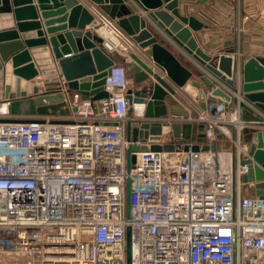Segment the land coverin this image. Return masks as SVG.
<instances>
[{"label": "built area", "instance_id": "obj_1", "mask_svg": "<svg viewBox=\"0 0 264 264\" xmlns=\"http://www.w3.org/2000/svg\"><path fill=\"white\" fill-rule=\"evenodd\" d=\"M92 12L104 49L133 61L132 37L99 7ZM242 64L234 69L232 100L217 103L215 114L213 103L202 108L196 98L194 116L184 103L186 116H146L147 100L133 101L129 115L124 62L112 65L104 84L108 96L99 99L68 91L57 68L60 84L51 90L64 94L67 114L15 116L10 101L1 100L0 264H264V197L247 193L242 179L249 149L243 130L264 129V122L242 118L243 107L258 109L242 96ZM135 120L204 123L209 141L218 129L231 142L232 167L225 168V152L147 148L132 153L128 169L127 124ZM173 142L170 129L161 144Z\"/></svg>", "mask_w": 264, "mask_h": 264}, {"label": "water", "instance_id": "obj_2", "mask_svg": "<svg viewBox=\"0 0 264 264\" xmlns=\"http://www.w3.org/2000/svg\"><path fill=\"white\" fill-rule=\"evenodd\" d=\"M89 1L96 3L116 20L144 49L145 55L133 53V61L127 62V75L137 85L127 90L129 115L134 111L133 101L144 100H147L146 116L167 115V97L175 94L177 88H184L190 93L196 89L198 98L202 99V108L208 107L207 99L215 101L210 107L211 114L216 113L217 103L229 105L232 95L209 75L211 73L225 84L234 86V57L230 54L234 50L215 57L205 52L193 34V31L202 28L203 23L194 16L182 15L178 9L179 0L136 1L147 11L148 19L202 66L205 73L200 76V81H189L194 72L163 44V40H159L152 26H148V19L134 12L126 0ZM98 23L95 14L80 0H0V101H10L8 109L12 115L69 112L64 94L51 90L60 84L58 67L67 80L68 91H80L84 98L108 96L104 87L106 76L112 65L124 62L125 58L119 53L109 54L104 49L102 37L95 31ZM153 62L166 71L171 83L154 73ZM152 75L157 82L151 80ZM37 76L41 78V85L34 82ZM241 92L243 98L264 113V56H252L243 62ZM242 118L256 124L264 122L263 116L255 114L248 107L242 108ZM170 129L174 142L161 144L162 135ZM215 133L216 138L209 141L204 133V123L174 122L162 125L130 121L127 124V138L132 144L127 149L128 169L134 158L132 153L147 148L166 152L181 149L186 152H217V140H223L225 136L218 129H215ZM243 139L249 145L243 159V163L248 165L243 182L252 183L255 194L264 197V129L245 127ZM183 140L190 141L192 145L179 147ZM148 143H152L150 147ZM127 184L129 207V180ZM127 256L130 263V229L127 232Z\"/></svg>", "mask_w": 264, "mask_h": 264}, {"label": "crops", "instance_id": "obj_3", "mask_svg": "<svg viewBox=\"0 0 264 264\" xmlns=\"http://www.w3.org/2000/svg\"><path fill=\"white\" fill-rule=\"evenodd\" d=\"M80 1L87 4L91 11L92 6L98 7V5L93 1ZM126 1L129 6L133 8L134 12H138L146 18L148 17L147 11L139 2L136 0ZM34 4L37 3L34 1ZM178 9L182 15L194 16L203 23L202 28L193 31V34L195 35L199 46L203 48L205 52L215 57L228 52L230 49L234 50L230 53L234 57V69L237 63H243L249 57L258 55L264 56V0H179ZM147 22L148 26H152L151 28L153 31L158 34L159 40H163V44L167 46L186 67L194 72L193 77L189 81H200V76L205 73L202 66L193 60L162 30H160L152 20L148 19ZM135 44L136 48L133 49V53H143L145 55L144 49L139 47L137 43ZM147 59L152 61L150 56H147ZM164 72L166 73L165 70ZM209 76L215 80L220 87L224 88L229 93H231L235 86L225 84L211 73ZM34 82L39 85L42 84L38 77H36ZM180 93H182V95H186L189 105L195 109V113L197 114L199 112V108L192 103L191 100L196 103L198 91L193 89L192 93H190L184 88L178 90V93L175 96L169 95L167 97L166 101L168 104L169 114H178L182 116L188 114L187 110L184 112L185 107L183 102L177 97ZM245 101L248 102L247 99H245ZM169 102L172 103L169 105ZM178 103L183 107V109L180 108ZM212 103H215V101L207 99L208 105ZM250 110L257 115H264V113L261 114L258 109L250 108ZM248 116L250 117L249 114ZM166 140H171V138L169 139V137H167ZM217 142L223 143L224 146L231 143L225 139H218ZM243 143L248 142L243 139ZM223 158L225 168L230 170L233 164L231 158L224 155L222 159ZM245 190L249 194H255L256 191L254 185L249 183L245 185Z\"/></svg>", "mask_w": 264, "mask_h": 264}, {"label": "rangeland", "instance_id": "obj_4", "mask_svg": "<svg viewBox=\"0 0 264 264\" xmlns=\"http://www.w3.org/2000/svg\"><path fill=\"white\" fill-rule=\"evenodd\" d=\"M239 28V27H238ZM237 28V29H238ZM124 63L127 65V60L126 61H124ZM129 85H130V87H136L137 85L134 83V81H133V78L131 77V78H129ZM177 97L184 103V104H186V105H188V106H190L189 105V102L187 101V97H186V95H182V93H180L179 95H177ZM172 102H169V105L171 104ZM175 103H177V102H175ZM179 104V103H178ZM180 105V104H179ZM180 108H182L183 109V107L180 105ZM191 110H192V112H193V116L194 115H196V113H195V109L193 108V107H191ZM183 111V110H182ZM184 112H186V109L184 108ZM188 115V114H187ZM186 116V115H185ZM171 137H169V139H170ZM223 143H219V149H218V152H225L224 153V156H227L228 158H231V153H232V150H231V145H229L230 147H227V146H224V144L222 145ZM221 159H222V157H221ZM224 160V158L222 159V161Z\"/></svg>", "mask_w": 264, "mask_h": 264}, {"label": "bare ground", "instance_id": "obj_5", "mask_svg": "<svg viewBox=\"0 0 264 264\" xmlns=\"http://www.w3.org/2000/svg\"><path fill=\"white\" fill-rule=\"evenodd\" d=\"M0 107H2V109L5 108V107H3V105H1Z\"/></svg>", "mask_w": 264, "mask_h": 264}, {"label": "flooded vegetation", "instance_id": "obj_6", "mask_svg": "<svg viewBox=\"0 0 264 264\" xmlns=\"http://www.w3.org/2000/svg\"><path fill=\"white\" fill-rule=\"evenodd\" d=\"M129 88H130V86H129Z\"/></svg>", "mask_w": 264, "mask_h": 264}]
</instances>
